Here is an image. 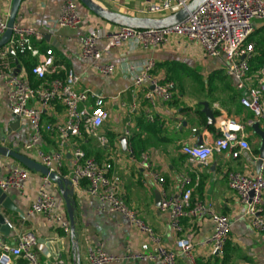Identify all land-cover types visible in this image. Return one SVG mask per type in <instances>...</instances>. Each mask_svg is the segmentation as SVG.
<instances>
[{
    "label": "crops",
    "instance_id": "crops-1",
    "mask_svg": "<svg viewBox=\"0 0 264 264\" xmlns=\"http://www.w3.org/2000/svg\"><path fill=\"white\" fill-rule=\"evenodd\" d=\"M65 1L23 0L15 20L16 27L41 32L43 40L37 44L40 54L44 55L46 50L51 49L57 65L67 67L79 76L80 82L76 91H87L89 95L100 97L108 113V119L98 131L105 141L104 144L85 135L81 138H70L63 149L64 175L70 171L72 155L77 148L99 164L109 163L118 178L119 193L123 201L152 229L162 245L179 253L175 242L179 238L190 239L191 259L179 253L176 264H222V257L213 255L211 246L205 244L213 233L212 223L207 217L183 218L182 233L178 235L169 228L167 216L158 209L162 192L168 196L178 193L180 175H187L192 180L198 178L191 201L212 204L218 213L229 218L230 232L226 243V253L230 259L228 264H264V233L251 228L245 207L238 202L237 194L227 186L225 179L229 171L247 176L259 174L257 161L261 138L252 129L256 123L252 114L240 105L242 93L235 89L233 79L226 74L224 60L207 58L198 45L172 37L166 47L155 50L128 52L122 47L105 52L101 63L114 65L118 70L110 77L102 76L91 67L90 62L80 58L79 39L90 29H97L101 34L98 48L103 49L108 42V36L118 26L95 16L78 1L80 26L77 29L58 28L55 21ZM91 1L106 11L128 17H142L141 13L147 7L146 0ZM11 5L12 0H0L1 19L8 21ZM252 25L253 43L256 49L264 50V20H254ZM10 58L14 70L17 65L20 67L18 76L30 80L29 67L35 65L37 59L26 58L27 62H24L16 58V63L13 56L10 55ZM146 59L155 61V77L161 81L172 78L175 86L173 100L159 105L153 123L145 121L146 104L142 98L143 91L139 90L138 101L132 94V82L119 69L123 63L142 62ZM221 74L225 76L224 81L220 78ZM212 75L214 78L210 79ZM193 79L202 86L190 89ZM5 92L6 87L0 81V132L10 134L5 145H10L12 149L37 162L35 151L25 148L30 140L31 128L26 121L11 115ZM134 101L137 102L136 111L130 113L129 108ZM205 106L212 119L204 112ZM224 118H234L245 125L250 153L243 152L237 156L232 152L215 153L205 166L189 164L181 153V148L196 145L199 141H211L216 135L217 119ZM62 121L64 113L58 105L47 107L42 112V126ZM12 123L13 126H10ZM146 124H154V130H147ZM206 124H211L214 132L208 131ZM127 126L130 132L127 143L133 146L136 141L132 143L131 138L134 135L139 137V155L147 154L152 171L164 179L162 186L149 177L140 165L133 162L127 152L122 151L119 139L124 137L123 131ZM56 142L54 133H43L38 149L52 152L56 149ZM17 165L20 164L13 159L0 156V180L5 179ZM42 179L43 176L39 173L29 171L23 191H0V196L4 195L11 204V209L0 205V214L12 227L7 236L0 233V239L6 244H13L16 234L30 232L36 239L39 258L47 264H88V251L92 247H100L110 255L122 256L127 249L138 252L142 244H148V238L134 229L120 214L100 213L99 201L82 192L85 182L74 188V239L63 235L57 226L44 217L28 215L42 185ZM48 191L56 198L58 211L67 218L65 204L57 186L53 183ZM13 262L19 264L18 260ZM119 264L154 263L125 261Z\"/></svg>",
    "mask_w": 264,
    "mask_h": 264
},
{
    "label": "built area",
    "instance_id": "built-area-1",
    "mask_svg": "<svg viewBox=\"0 0 264 264\" xmlns=\"http://www.w3.org/2000/svg\"><path fill=\"white\" fill-rule=\"evenodd\" d=\"M191 0H146L147 7L142 17L163 18L185 8ZM78 0H66L55 21L58 28L77 29L81 18L77 14ZM264 20V0H205L188 18L171 27L163 29H134L118 27L108 36L103 49L98 48L100 31L90 29L79 39L78 50L81 59L91 63L99 74L112 76L116 66L101 63L105 52L124 47L128 52L136 50H155L166 47L172 37L185 39L191 45H198L205 57L222 58L226 74L234 81L235 89L242 93L240 105L249 111L255 122L264 132V66L256 74L249 75V60L254 54L255 44L248 42L254 32L252 22ZM7 29V21L0 18V37ZM43 40L41 32L31 28L14 27L8 44L0 49V81L6 87V99L11 115L26 121L31 128V136L26 150H34L37 162L63 178L72 186L79 187L85 182L84 194L94 197L100 203L99 212L120 214L134 229L148 238L138 252L126 250L125 255L115 256L104 252L100 247L88 251V264H119L125 261H143L154 264H176L180 253L191 259L192 243L189 238H179L175 247L179 253L161 244L152 229L123 201L118 188V178L109 163L99 164L77 148L72 155L71 168L62 175L63 149L70 138L83 135L95 138L101 144L105 141L98 133L108 119L100 97L89 95L87 91L77 92L80 82L73 70L57 65L53 51L48 49L40 54L37 44ZM9 49L21 55L29 54L37 62L30 69V75L39 82L32 87L27 77L15 75ZM155 61L123 63L119 69L123 76L132 82V94L139 101V90L143 91L145 121L153 123L159 105L173 100L175 86L167 80H159L153 75ZM91 100V103H90ZM58 105L64 113V121L42 126V112L50 106ZM137 102H133L129 112H135ZM216 135L211 141L200 145H187L181 153L189 164L205 166L215 153H250L247 130L244 124L234 118L217 119ZM43 133H54L57 137L56 149L44 152L38 149ZM123 136L128 139L127 128ZM127 155L140 165L157 184L162 186L164 179L152 171L147 154H136L127 143ZM29 177V170L21 165L12 168L8 176L0 180V190L23 191ZM227 186L237 194L238 202L245 207L250 218L251 228L264 233V157L261 159L257 176H247L229 171L225 175ZM198 178L192 180L187 175L179 176V191L168 196L162 192L158 209L168 219L169 228L176 234L182 233L181 220L187 217H207L213 226L212 236L205 244L210 245L212 254L223 256V249L230 232V221L226 215L218 213L212 204L204 201H191ZM53 185L48 177H43L28 215H40L53 223L65 236H70V222L58 211L56 198L48 191ZM252 193V195H251ZM9 228L12 227L9 224ZM34 235L30 232L15 235L13 244L0 239V264H14L21 260L24 264H47L41 261L36 250Z\"/></svg>",
    "mask_w": 264,
    "mask_h": 264
},
{
    "label": "water",
    "instance_id": "water-1",
    "mask_svg": "<svg viewBox=\"0 0 264 264\" xmlns=\"http://www.w3.org/2000/svg\"><path fill=\"white\" fill-rule=\"evenodd\" d=\"M22 1L23 0H12L9 18L7 21V29L0 37V49L5 47L11 38L12 30L15 27L16 16L18 14L19 6ZM79 2L89 11H91L95 16L118 27H127L134 29H163V28L171 27L187 19L189 14H192L200 5H202L205 2V0H191L185 8L179 10L177 13L157 19L149 18V17H128L125 15L106 11L101 7L97 6L96 4L92 3L91 0H79ZM46 38H48L50 42H53V39H51V37L47 36ZM9 54L15 58V53L13 52V50L9 49ZM15 61L17 63L16 59ZM19 68L20 67L17 65L14 73L15 75H18ZM204 112L207 114L209 119H212L211 113L208 110L207 106H205ZM13 124L14 123H12L10 126H13ZM252 129L254 132L258 133L261 138V147L259 150L260 154H259V159L257 161L258 162L257 165L260 168L261 159L264 157V132L259 129V125L257 123H255L252 126ZM9 135L10 134L5 135L3 132H0V156L4 158L13 159L18 164L28 169L30 172H36L42 175L43 177H48L50 181L57 186L65 204L67 219L70 222V237L74 239L75 238V216H74L75 201H74V187L72 186L71 182L67 178H63L54 172H50L46 167L40 165L38 162L31 160L25 155L20 154L18 150L12 149L10 145L6 146L5 143ZM119 143L122 151L127 152V138L121 137L119 139ZM201 143L202 142L199 141L198 145H200ZM0 205L8 209H11V204L4 195L0 196ZM10 231L11 229L9 228V223L6 221L4 216L0 214V233L7 236Z\"/></svg>",
    "mask_w": 264,
    "mask_h": 264
},
{
    "label": "trees",
    "instance_id": "trees-1",
    "mask_svg": "<svg viewBox=\"0 0 264 264\" xmlns=\"http://www.w3.org/2000/svg\"><path fill=\"white\" fill-rule=\"evenodd\" d=\"M79 1V0H78ZM248 42H253L252 40V35L249 37L248 39ZM17 58V60L19 61H24V62H27V59L30 58L29 54H24V55H21L19 53H16L15 55V59ZM27 58V59H26ZM249 64V75L251 76H254L256 75L264 66V50H258L256 49L255 47V50H254V54L253 56L251 57V59L249 60L248 62ZM32 66L29 67V74H30V69H31ZM214 74V73H213ZM216 74V73H215ZM31 76V75H30ZM212 77L214 78V75H212L210 77V79H212ZM220 78L224 81L225 80V76H223L221 74ZM34 78L31 76L30 78V82H31V85L32 87H37L39 85V82L36 81L35 79L33 80ZM169 81H173L172 78L171 79H168ZM242 107V106H241ZM201 117L203 118V122L205 123V120H204V116L202 115L201 113ZM155 128V125L154 124H146V129L149 130V131H153ZM206 128L208 129V131L210 132H214V127L211 125V124H206ZM136 141V143L134 144L133 142ZM131 142L133 143V146L132 148L134 149L135 153L138 155L139 154V137L137 135H134L132 138H131ZM62 174L64 175L65 172L63 171ZM82 186H84V184H82ZM228 241V240H227ZM227 243V242H226ZM226 244L224 246V249H223V256H222V264H228L229 263V256L227 255L226 253ZM18 263L19 264H24L21 260H18Z\"/></svg>",
    "mask_w": 264,
    "mask_h": 264
},
{
    "label": "rangeland",
    "instance_id": "rangeland-1",
    "mask_svg": "<svg viewBox=\"0 0 264 264\" xmlns=\"http://www.w3.org/2000/svg\"><path fill=\"white\" fill-rule=\"evenodd\" d=\"M194 80V83H193V85H190V89H192V87H193V89L195 88V87H197V86H202L200 83H197L196 81H195V79H193Z\"/></svg>",
    "mask_w": 264,
    "mask_h": 264
}]
</instances>
